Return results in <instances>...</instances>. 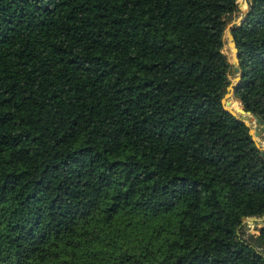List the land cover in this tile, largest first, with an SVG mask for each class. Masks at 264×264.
<instances>
[{
	"label": "trees",
	"instance_id": "1",
	"mask_svg": "<svg viewBox=\"0 0 264 264\" xmlns=\"http://www.w3.org/2000/svg\"><path fill=\"white\" fill-rule=\"evenodd\" d=\"M238 4L0 0V264H264ZM231 32L264 124V0Z\"/></svg>",
	"mask_w": 264,
	"mask_h": 264
},
{
	"label": "rangeland",
	"instance_id": "2",
	"mask_svg": "<svg viewBox=\"0 0 264 264\" xmlns=\"http://www.w3.org/2000/svg\"><path fill=\"white\" fill-rule=\"evenodd\" d=\"M238 9L229 13L227 15V28H226V43L224 47V51L226 52L232 66L230 69V72L228 74V79H229V84L230 83H235L236 82V77L239 74V72L236 70L235 66L237 65L236 61L234 60V50H233V45L230 44V39L227 35V31L231 30L232 27L239 22V20L245 15V12L249 9V0H238ZM228 84V85H229ZM229 89L226 88L225 92H228ZM236 93V92H235ZM235 93H232L231 95L227 96V100H231L233 102V106L237 108L239 105H241V101L239 98L236 96ZM258 122H252L249 121V124L251 128H255V125ZM255 136V141L259 143V145L264 149V132L261 134H254ZM244 226L240 228V233L241 235L250 243L256 244L257 243V234L260 232L259 227L264 224V218H259L256 220H245ZM261 246V245H259ZM264 248V247H263Z\"/></svg>",
	"mask_w": 264,
	"mask_h": 264
},
{
	"label": "water",
	"instance_id": "3",
	"mask_svg": "<svg viewBox=\"0 0 264 264\" xmlns=\"http://www.w3.org/2000/svg\"><path fill=\"white\" fill-rule=\"evenodd\" d=\"M249 9L245 12V15L239 20L238 23L242 22L244 20V18L247 16ZM227 35L230 39V44L233 45V50H234V60L236 61L237 65L235 66L236 70L239 72V74L236 77V82L235 83H230L227 88L229 89L228 92H225L223 98H222V102L224 104V107L226 109H228L231 113L237 115L238 118L243 119L247 124H249V121L252 122H258L255 125L256 131H254V128L250 129V132L253 135V138L255 139L254 134H261L264 132V124L262 123V121L260 120L259 116L257 114H253L251 111L246 110L245 107L241 104L239 105L237 108H235L232 104L231 100H227V96L231 95L232 93H235L237 91V85L240 82V80L242 79V72L240 71V59L238 56V47H237V42L235 40L234 34L231 32V30L227 31ZM250 125V124H249ZM257 145L259 146V148L262 150V154L264 155V149H262V147L259 145L258 142H256ZM261 217L256 216V215H252L250 217H245V220H256L259 219ZM264 218V216L262 217Z\"/></svg>",
	"mask_w": 264,
	"mask_h": 264
},
{
	"label": "bare ground",
	"instance_id": "4",
	"mask_svg": "<svg viewBox=\"0 0 264 264\" xmlns=\"http://www.w3.org/2000/svg\"><path fill=\"white\" fill-rule=\"evenodd\" d=\"M232 104H233V102H232Z\"/></svg>",
	"mask_w": 264,
	"mask_h": 264
}]
</instances>
